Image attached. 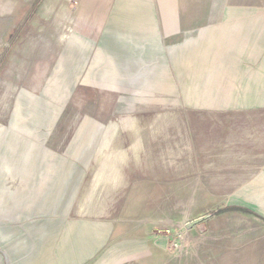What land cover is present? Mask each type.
Returning a JSON list of instances; mask_svg holds the SVG:
<instances>
[{
  "label": "crops",
  "instance_id": "obj_1",
  "mask_svg": "<svg viewBox=\"0 0 264 264\" xmlns=\"http://www.w3.org/2000/svg\"><path fill=\"white\" fill-rule=\"evenodd\" d=\"M190 1L194 10L186 12ZM17 3L0 0V16ZM186 18L193 20L191 31ZM63 45L66 62L59 81L48 84L34 76L27 81L23 96L31 99L32 114L25 105L20 112L29 121L18 124L14 138L7 136L0 145V248L8 263L182 264L169 253L167 238L157 234L156 226L170 221L167 205L158 214L151 198L138 203L136 189L152 181L131 180L123 168L130 162L137 170L144 163L145 175L151 171L161 184L169 178L167 158L147 169L146 153L139 156L137 149L132 157L102 156L105 147L84 145L99 130L92 124L84 125L75 153L57 154L51 132L60 124L58 102L69 98L92 60L94 72L100 69L101 86L104 81L116 84L131 110L137 107L135 99L143 97L157 100L160 116L224 115L230 121L226 130L231 135L240 131L242 162L262 163L264 0H80ZM106 67L113 71L104 76ZM36 99L49 109L36 111ZM166 120L146 130L165 133L170 129ZM177 125L185 127L183 121ZM119 142L109 147L114 150ZM263 169L245 167L241 178L248 181L252 172ZM149 190L145 193L151 195ZM240 205L230 208L245 214L255 210ZM0 264H6L1 254Z\"/></svg>",
  "mask_w": 264,
  "mask_h": 264
},
{
  "label": "rangeland",
  "instance_id": "obj_2",
  "mask_svg": "<svg viewBox=\"0 0 264 264\" xmlns=\"http://www.w3.org/2000/svg\"><path fill=\"white\" fill-rule=\"evenodd\" d=\"M13 1L18 2L15 5L18 9L0 16V145L7 136L14 138L18 124L29 121V116L20 112L25 105L26 113L32 114L28 112L33 107L29 103L31 99L23 96L27 81L33 76L38 77L37 81L47 80L48 84L59 81L66 62L63 49L66 26L72 24L80 8V0ZM191 3L186 6V12H193ZM192 21L185 19L187 30L191 31ZM93 64L92 60L86 64L79 83L68 92L69 98L61 100L65 104L57 98L51 100L61 106L58 130L51 132V148L57 154L75 153L76 144L84 138V125L92 124L99 130L94 132L93 141L87 140L84 145L105 147L106 151L98 150L102 156L116 153L132 157L137 149L139 156L146 153L143 162L147 169L154 166L155 160L166 157L164 165L169 168V178L161 184L151 178V171L145 175L144 163L137 170L130 162L123 168L131 180L141 181L145 177L144 181H152L148 185L141 183L136 189L138 203L151 198L150 202L157 208L153 213L158 214L167 205L170 221L156 227L158 236L167 238L169 253L182 264H264V169L259 173L249 172L255 176L248 181L241 178L245 167H262L264 157L262 163L242 162L240 131L231 135L225 125L230 121L224 115H191L193 119L160 116L155 113L160 112L157 100L143 97L135 99L137 107L131 110L130 100L125 92H116V84L104 81L101 86L100 69L99 74L97 69L94 72L93 68L97 67ZM112 71L106 67L104 76ZM52 93L56 96L59 92ZM35 103L36 111L38 107L49 109L40 99ZM163 117L170 123V129L165 132L168 140H163L165 133L159 129L146 130L150 123L158 124ZM182 121L185 127L180 128L177 124ZM134 125L136 131L131 129ZM118 139L121 144L116 143L113 150L109 146ZM140 142L146 146L138 147ZM148 188L151 195L145 193ZM240 202L251 205L255 209L253 213L230 208L242 206ZM224 208L228 209L219 212ZM0 254L9 264L1 248Z\"/></svg>",
  "mask_w": 264,
  "mask_h": 264
},
{
  "label": "trees",
  "instance_id": "obj_3",
  "mask_svg": "<svg viewBox=\"0 0 264 264\" xmlns=\"http://www.w3.org/2000/svg\"><path fill=\"white\" fill-rule=\"evenodd\" d=\"M229 210H233V209H229Z\"/></svg>",
  "mask_w": 264,
  "mask_h": 264
}]
</instances>
